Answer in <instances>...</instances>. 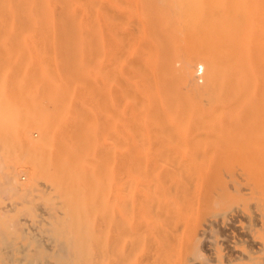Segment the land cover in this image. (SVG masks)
Wrapping results in <instances>:
<instances>
[{"label":"rangeland","instance_id":"1","mask_svg":"<svg viewBox=\"0 0 264 264\" xmlns=\"http://www.w3.org/2000/svg\"><path fill=\"white\" fill-rule=\"evenodd\" d=\"M30 38L40 39L41 43L19 44ZM81 39L85 40L80 42ZM94 39L95 36L91 34H0V121H7L5 127L0 126L3 127L2 132L5 131L4 135L7 134L6 138L14 140V144H11L15 147L6 145L14 148L8 152L13 154L15 149L18 151L15 150V155L10 154L6 159L0 156V264H10L12 259L14 264H34L33 261L39 259L36 264H44L45 258L49 261L45 264H63V261L71 260L73 264L131 263L130 252L124 249L127 239L124 238L126 232L122 231L124 212L121 209L124 210V204L121 197L112 195L114 188L111 189V184L115 185L111 113L114 90L109 51L94 45ZM169 52L172 53V50ZM161 72L165 76L168 73L164 67ZM201 72L200 69L197 76L195 74L197 83L200 77L199 85L205 81ZM178 83L175 84V92L181 86ZM179 91L186 95L190 93L182 86ZM57 106L64 113L61 115L63 121L59 118L63 123L61 129L55 130L57 132L52 131V139L61 150L58 149V156L47 157L51 147L47 146L49 141L43 139L45 135H42L48 129L46 123L49 125L56 120L57 117L51 116V112ZM4 108L6 111H3ZM8 110H11L10 114L13 112V116L9 115ZM48 111L51 114L47 115ZM204 122L200 127L204 125L206 128H197V123L196 128L184 126L183 130L178 128L179 131L176 128L171 131L168 128L149 126L147 131L140 130L148 134L143 136L145 138L137 137V145L135 134L132 135L134 138L129 145L131 160H143L141 163L147 165L151 173L154 169H163L167 162L169 168L179 162L184 163L187 170L202 176H199L198 181L194 175L191 182L188 180L184 184L186 189L183 188L180 191L182 193L173 198L180 206H174L177 204L173 202L172 206L166 203L169 205L166 207L163 201L157 199L159 197H156L157 202L150 191H145L146 200L153 201L144 200L145 209L141 207L139 212L136 211L138 217H134L135 211L132 213L131 229L134 231L131 234L135 237L131 239L132 244H138H131L134 249L131 251H134L133 260L139 255L138 264H264V193L259 192L262 189L257 190L254 185L255 179L256 184L258 177L263 175L262 171L264 173V132L259 129L256 131L257 128L254 130L253 126H247L250 130L246 126V130L244 126L238 129L232 127V130L230 127L226 130L225 127L219 129L215 126L217 130L213 125L206 126ZM9 141L5 142L10 144ZM138 150H141L142 158L140 153L136 154ZM108 153H111L113 162L108 158ZM135 155L141 159L134 158ZM75 163L83 171L81 183L77 187L71 175ZM9 168L18 169V176H6L4 173ZM44 168L50 169L45 171ZM41 169L42 173L38 175L37 171ZM34 170H37L35 176L31 175ZM156 202L165 205L159 203L162 209L166 207V210L163 209L165 212L158 211L160 208ZM74 208L88 212L82 231L71 241L64 227V236L58 238L54 235V226L59 220L65 225L69 210ZM140 211L147 221L140 217ZM135 247L143 253L135 255ZM35 250L39 259L35 256L34 260V255H37L33 253ZM8 257H11L10 262Z\"/></svg>","mask_w":264,"mask_h":264},{"label":"bare ground","instance_id":"2","mask_svg":"<svg viewBox=\"0 0 264 264\" xmlns=\"http://www.w3.org/2000/svg\"><path fill=\"white\" fill-rule=\"evenodd\" d=\"M0 34L30 36L45 34H91L95 36L94 45L96 44L98 47L108 49L112 79H110L112 82H109L112 83L114 90V101L111 113L113 114L112 140L114 139V141L112 143H114L115 185L113 186L111 184V189L113 190L114 188V192L110 191L112 195L121 197V201L124 204H122L124 210L121 209L124 212V230L122 229V231L126 232V236H123L127 238L124 249L125 252H130V264L140 263L139 255L134 258V260L139 259L138 261L132 259L134 249L133 247L131 248V244L133 243L131 233L134 230L131 227L133 220L132 213L135 211L136 214H134V217L135 215L138 217L136 211L139 212L141 207H144V200L153 201L152 199L146 200L145 193L150 191V195L153 194L155 199L159 197L157 199L160 202L163 201L165 205L167 203L172 206L174 202L177 204H173L174 206H180L173 198H177L179 193H182L180 191L184 188V184L188 180H193L194 175L197 179L200 176L196 172L190 171V169L187 170L184 163L178 162L172 168L167 167L168 162L167 164L162 163L164 164L163 169L160 167V169H154L151 173V169L147 165H144V163H141L143 160L133 162L130 153L132 152L130 151L131 146L129 147L132 144L131 139L134 138L132 136L133 134H135L134 140L136 144L137 137L145 138L143 136H147L148 134V132L146 134L140 130L147 131L146 128L150 129L149 126L163 127V129L168 128L171 131L177 129L176 131H179L178 128L180 127L185 128L188 126V128H191L193 126L195 127L197 123L199 124V126H196L198 128L204 121L205 125L218 126L219 129L220 127H223V129L224 127L225 129L230 127L232 130L234 127L237 128L239 126H253L254 130L257 128L256 131L259 129L258 131L263 130L262 132H264V0H0ZM84 40L81 39L80 42ZM8 43L12 44L10 41ZM38 43H41V40L36 38L25 39L19 42L21 45H37ZM170 50H172V53L169 52ZM47 52L50 53L49 50ZM161 63H163L162 67L168 71L166 76L161 72ZM175 63L176 65L178 63V65L176 66ZM200 69L202 70L201 77H204L205 80L203 85L198 84L200 81L199 76L198 83L195 81V74L197 76V72ZM176 83L187 88L190 93L187 95L181 94L179 91L181 86L179 88L177 87V92H175ZM2 108L3 106L1 110ZM52 110V114L49 111L46 113L47 115L51 114V116L57 117L56 122L53 121L54 123H52L49 121L52 123L49 125L46 123V128L48 129L46 134L42 135H45L43 139H48L49 141L48 144L46 142L47 146L51 147L49 148L50 151L48 150L47 157L48 155L51 157L58 154L60 146L56 145V142V144L54 143L52 139L54 135L52 134L55 130L58 131L61 129L63 123L61 115H64L63 112L61 113L59 106ZM107 110H110V108ZM3 111H6V109ZM10 111L8 110L9 115L13 113L10 114ZM6 113H3L4 118ZM48 118L50 117L48 116ZM178 119L182 122H179ZM5 121L4 123L0 121V125L5 127ZM202 127L205 126L203 125ZM214 127L213 129L217 128ZM246 127L244 130H246ZM248 127L247 129L250 130L251 127ZM2 128L0 126V133L3 134H0L2 136L0 137V156L6 159L12 154L8 151L14 149L13 147L15 146L11 144L14 140L9 139L10 137L6 138L7 134L4 135L5 131L2 132ZM3 130L8 129L4 128ZM140 132L141 134H139ZM4 136L5 139L3 138ZM2 138L4 139L3 141ZM43 139H41L42 142L45 141ZM5 141H9L10 144ZM141 142L144 143V140H141ZM7 144L13 147L6 146ZM138 151L136 153L137 155L141 150ZM147 153L149 155V152ZM108 155V158L112 161L113 157H110L111 153H108ZM142 155L140 156L141 158ZM1 157L0 165L2 164ZM143 157L145 158L146 156ZM134 158H136V155ZM163 158H166V156ZM145 162H147L146 159ZM149 164L153 165L151 163ZM151 167L153 169V166ZM58 168L62 170V167L59 166ZM72 168L70 169L72 170L71 175L75 179L74 186L77 187L81 183L83 171L77 163ZM47 169L50 168H46L45 171ZM17 170L16 168H9L4 174L11 177L18 176ZM36 171H31V175L35 176ZM41 171L42 169L40 171L38 170L37 174L40 175L39 172L42 173ZM262 174V176L259 175L261 178L264 176L263 171ZM263 178L261 179L262 181L257 179L259 186H257V182L255 184V179L254 185H256L257 190L259 188L262 189L259 192L264 193ZM147 194L149 195V193ZM159 203L156 205L158 206ZM160 204V210L158 211L169 207V205H166L162 209ZM163 212L165 211L163 210ZM87 216L88 212L79 208L70 209L65 225H63L62 220H57L58 223L54 226L53 230L54 235L58 238L61 235L64 236L63 230L66 228L70 240H74L82 231ZM143 216L142 218L146 220L147 218ZM116 218H114V221ZM115 223L116 221L114 225ZM122 231L120 234L123 233ZM121 235L119 236L122 237ZM111 236L113 237V235ZM111 241H109L110 245H112ZM35 244L37 243L35 242ZM135 244L138 243L136 242L132 246ZM108 247L109 249L112 248L110 246ZM137 247L139 248V246ZM35 248L39 247L36 246ZM131 249H133V253ZM135 252V255H137L142 250L138 251L137 249ZM33 253L37 254L38 252L35 250ZM38 255H34V260L35 256L36 259H39L37 258L39 257ZM100 255L102 257V253ZM5 258L7 257L5 256ZM10 258L8 257V261ZM24 258L26 259V257ZM13 260L11 262L12 264H14ZM39 260L33 261L34 264H36V261L39 262ZM45 261V263L49 262L46 258ZM71 261H63V264H73ZM38 262L37 264H40Z\"/></svg>","mask_w":264,"mask_h":264}]
</instances>
